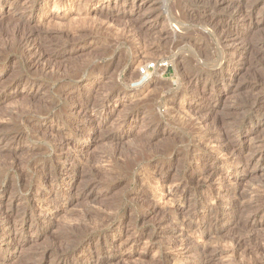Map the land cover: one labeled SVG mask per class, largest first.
I'll return each mask as SVG.
<instances>
[{"label": "rangeland", "instance_id": "rangeland-1", "mask_svg": "<svg viewBox=\"0 0 264 264\" xmlns=\"http://www.w3.org/2000/svg\"><path fill=\"white\" fill-rule=\"evenodd\" d=\"M218 2L0 0V264L264 248V0ZM152 63L166 66L138 75Z\"/></svg>", "mask_w": 264, "mask_h": 264}, {"label": "bare ground", "instance_id": "bare-ground-1", "mask_svg": "<svg viewBox=\"0 0 264 264\" xmlns=\"http://www.w3.org/2000/svg\"><path fill=\"white\" fill-rule=\"evenodd\" d=\"M199 1H201V0H199ZM203 1V0H202ZM215 1V0H214ZM219 2H218V4L220 5V4H224L225 2H235L236 0H218ZM237 1H239V0H237ZM214 5H215V3H214ZM217 5V4H216ZM65 8H67V7H65V6H58V5H53V8H52V11H51V13H56V14H54L53 16H52V18L53 19H56V18H58L59 17V15H58V13L59 12H62ZM62 16V15H61ZM66 15H63V18L65 17ZM244 17V16H243ZM241 21H243V23H247V21L243 18ZM234 23V22H233ZM232 24V23H231ZM231 24H230V26H231ZM245 26H247L248 27V25L246 24ZM246 27V28H247ZM221 36V35H220ZM219 36V37H220ZM220 41V40H219ZM222 43V42H221ZM220 44V43H219ZM222 45V44H221ZM229 45V44H228ZM233 46L234 45H231V46H223V51H222V56H224V55H226L228 52H230L231 53V51H232V49H233ZM222 46H220V48H221ZM219 48V49H220ZM222 49V48H221ZM220 51V50H219ZM232 55H234V54H232ZM236 55V54H235ZM237 57V56H236ZM136 58H138V57H135L134 59H136ZM235 58V57H234ZM235 60V59H234ZM36 61V60H35ZM35 61L33 62V63H35ZM233 60H231V63H233L232 62ZM236 61V60H235ZM33 65V64H32ZM36 65V64H35ZM161 66H164V65H161ZM25 87V86H24ZM14 89H15V87H14ZM185 89V91L186 90H189V91H191L190 93H192L193 95L196 93V82L193 80V81H190V82H187L185 85H184V88H183V86H182V84H181V86L177 89V93H180L182 90H184ZM264 90V89H263ZM176 92V91H175ZM261 92V91H260ZM140 93V92H139ZM202 93V92H201ZM191 95V94H190ZM258 95H259V92H258ZM257 94H256V96H258ZM174 96H176L175 94H174ZM197 96V95H196ZM254 98V97H253ZM252 98V99H253ZM254 100V99H253ZM254 102H255V100H254ZM256 102H258V104L257 103H255V106H254V109H252V110H254V111H256L255 113V117L256 118H258V117H263L264 116V107H263V105H262V103H263V96L261 95V96H258V98H257V100H256ZM251 104H253V102L251 103ZM186 106V105H185ZM222 120V119H221ZM220 120V121H221ZM223 121H225V120H223ZM222 121V122H223ZM215 122V121H214ZM224 123V122H223ZM218 128V127H217ZM216 129V128H215ZM250 129H252V124H250V125H246V130H250ZM218 131V130H217ZM220 131V130H219ZM218 133V132H217ZM222 133V132H221ZM216 134V133H215ZM223 134V133H222ZM213 135V134H212ZM209 137H210V134H209ZM226 138H228V137H226ZM211 139H213V145L212 146H214L216 143H221V141L223 140V136L220 134V135H217V136H213V137H211ZM228 140V139H227ZM226 140V141H227ZM224 142V141H223ZM229 142V141H228ZM212 143V142H211ZM215 143V144H214ZM197 144V143H196ZM198 144H200V143H198ZM196 145V146H199V145ZM224 144V143H223ZM228 144V143H227ZM201 145V144H200ZM229 146H231V144L229 145ZM229 146L228 145H223L222 147H220L219 148V152L217 151V149H215L218 153H220L221 154V152H223V151H225L226 153H227V151H228V149H229ZM219 147V146H218ZM232 147V146H231ZM217 148V147H216ZM214 149V148H213ZM231 150V149H230ZM234 151V150H233ZM218 153H216V154H218ZM230 153V152H229ZM222 155V154H221ZM224 155V154H223ZM259 155V154H258ZM258 157H260V155L258 156ZM258 157H257V159H258ZM262 157V156H261ZM196 159V158H195ZM191 162V161H190ZM188 165V164H187ZM207 168V167H206ZM209 169V168H208ZM198 170H204L203 168H199ZM206 171V170H205ZM210 173H206V176H205V178H204V181H203V183L205 182L206 184H207V196H208V198L210 197H213L214 196V192H213V186H212V183H213V181H214V173L213 172H211V171H209ZM36 173V172H35ZM193 173V172H192ZM36 174H40V173H36ZM35 175V174H34ZM192 175V174H191ZM205 175V174H204ZM201 176V175H200ZM203 176V175H202ZM35 177V176H34ZM190 177H192V176H190ZM196 178V177H195ZM219 178V177H218ZM220 178H222V177H220ZM223 179V178H222ZM221 179V180H222ZM201 181V180H200ZM216 181V180H215ZM202 182V181H201ZM219 182V181H218ZM223 182H224V180H223ZM200 183V182H199ZM198 183V184H199ZM201 184V183H200ZM220 184H221V182H220ZM225 187V186H224ZM223 187V191H225V188ZM220 187H218V189H219ZM205 189V188H204ZM206 193V192H205ZM256 193V192H255ZM223 194H224V192H223ZM240 194H241V196H242V194L243 193H241V191H240ZM206 195V194H205ZM62 197V195H59V197ZM217 196V195H216ZM236 196V195H235ZM235 196H233V197H235ZM238 196V195H237ZM244 196V195H243ZM261 197H262V195H260ZM259 196V197H260ZM222 197H223V195H222ZM252 197V196H251ZM263 198V197H262ZM212 199V198H211ZM229 199V198H228ZM254 199H255V197H254ZM253 199V200H254ZM260 199V198H259ZM262 200H264V199H262ZM230 201V200H229ZM255 201V200H254ZM257 201V200H256ZM248 202H250V200L248 201ZM248 202H246V203H248ZM264 201H262V203H263ZM256 203V202H255ZM259 203V202H258ZM260 203H261V201H260ZM259 203V204H260ZM261 203V204H262ZM249 204V203H248ZM258 204V205H259ZM253 205H255L254 203H253ZM252 205V206H253ZM244 206H246L245 204H244ZM248 206V205H247ZM251 206V207H252ZM243 207V206H242ZM256 207V206H255ZM259 207V206H258ZM260 207H261V205H260ZM244 208H247V207H244ZM249 208V207H248ZM247 208V209H248ZM262 208H263V206H262ZM250 209V208H249ZM252 209H253V207H252ZM258 210V209H257ZM260 210H261V208H260ZM240 211V210H239ZM244 211V210H243ZM153 212V211H152ZM237 212V211H236ZM257 212V211H256ZM149 213V212H148ZM153 214V213H152ZM145 215H148L147 213L145 214ZM148 218V217H147ZM250 222V221H249ZM252 222V221H251ZM250 222V223H251ZM254 222V221H253ZM166 224V223H165ZM199 225V224H198ZM251 225V224H250ZM249 225V226H250ZM163 226V225H162ZM255 226V225H254ZM258 226L260 227V228H262L263 229V227H264V220L262 221V222H260L259 224H258ZM201 227V226H200ZM198 228H199V226H198ZM250 228V227H249ZM256 228V227H255ZM254 228V229H255ZM259 228V229H260ZM251 229V228H250ZM258 229V230H259ZM130 238V237H129ZM128 238V239H129ZM127 239V240H128ZM133 240V239H132ZM136 241V240H135ZM242 242V241H241ZM180 243V242H179ZM183 243V242H182ZM234 243V242H233ZM236 243V242H235ZM184 244L185 245H183V246H185V248H187L188 246L186 245V243L184 242ZM237 244H240V242L238 243L237 242ZM234 245V244H233ZM243 245V244H242ZM241 245V246H242ZM259 245V244H258ZM174 246H176V245H174ZM178 246V245H177ZM238 246L239 245H237L236 247L238 248ZM184 248V247H183ZM256 248V247H255ZM236 249V248H235ZM235 249H232V251H234ZM184 250V249H183ZM187 250L188 251H192L193 253L195 252H197V251H200L199 253L202 255V254H205L206 252H208L209 253V249L207 248V247H199V246H192V247H190V248H187ZM241 248H238L237 250H235L234 251V256H235V258L233 259V263L232 264H244V263H246L245 262V260H247V258H248V255H251V256H249L250 258L249 259H251L252 260V262H251V264H264V248H260V246L258 247V248H256V251L254 252V251H252V252H247V251H244V250H242L241 252ZM240 252V254H239V252ZM211 252V251H210ZM194 253V254H195ZM199 253H198V255H199ZM233 254V253H232ZM200 255V256H201ZM247 255V258L245 259V256ZM206 256H207V253H206ZM233 256V255H232ZM236 256H237V258H236ZM202 257V256H201ZM231 259H232V257H231ZM250 264V263H249Z\"/></svg>", "mask_w": 264, "mask_h": 264}, {"label": "built area", "instance_id": "built-area-1", "mask_svg": "<svg viewBox=\"0 0 264 264\" xmlns=\"http://www.w3.org/2000/svg\"><path fill=\"white\" fill-rule=\"evenodd\" d=\"M161 65L166 66V63H155V64L152 63V64H147L144 67L138 69V75H140L142 77L143 76H146V75L149 74V72L151 70H154L156 66L157 67H164V66H161Z\"/></svg>", "mask_w": 264, "mask_h": 264}]
</instances>
